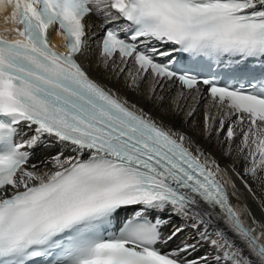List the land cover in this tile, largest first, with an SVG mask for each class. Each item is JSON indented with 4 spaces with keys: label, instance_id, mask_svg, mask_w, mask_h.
<instances>
[{
    "label": "snow or ice",
    "instance_id": "6c2138e0",
    "mask_svg": "<svg viewBox=\"0 0 264 264\" xmlns=\"http://www.w3.org/2000/svg\"><path fill=\"white\" fill-rule=\"evenodd\" d=\"M7 6L5 22L18 27L5 31L21 38L0 35V264H264V231L235 209L215 159L97 82L81 60L87 21L102 18L105 71L137 87L151 75L152 95L172 81L188 95L206 89L216 109L205 113L206 135L264 185V70L250 66L264 64V0H0V11ZM53 26L66 52L49 42ZM184 54L227 58L229 72L201 76ZM49 141L60 150L43 168L31 164ZM165 213L185 223L165 235ZM188 226L196 238L165 251ZM204 244L211 252L194 256Z\"/></svg>",
    "mask_w": 264,
    "mask_h": 264
},
{
    "label": "bare ground",
    "instance_id": "6f19581e",
    "mask_svg": "<svg viewBox=\"0 0 264 264\" xmlns=\"http://www.w3.org/2000/svg\"><path fill=\"white\" fill-rule=\"evenodd\" d=\"M11 10V7L7 6L4 11H0V31L18 27V25L11 22H5L4 17L10 15ZM87 22L89 25L88 31L91 33L89 38L90 48L86 56L82 57L81 60L90 76L107 89L126 99L130 104L136 105L138 108L143 109L144 112L150 114L154 119L163 122L165 126L183 132L191 137L195 145H198L201 150L209 154L210 158L215 159L216 163L219 164L220 172L217 177L229 189L231 202L235 209L242 213V219L246 221L248 226H254L257 233L264 231V185L245 175V162L242 158H238L235 153L232 156L224 155V148L217 142L215 133L211 136H207L205 133V113L208 112L209 115H213L216 112L211 98L206 93V89H203L202 97L195 93L188 95V90L181 87L176 81H172L165 83L163 88H156L155 95H152L150 88L154 82L151 75H148L142 81L137 80V87L132 84L126 73H114L111 69L105 71L103 65L99 64V42L101 40L99 24L103 23L102 18L92 17ZM52 37L57 42L62 41L57 31H53ZM117 63H119L118 59ZM129 68L135 74L136 66L131 61ZM201 87L203 88V86ZM181 92L186 94L184 99H178ZM193 96H196L195 100ZM160 97H163V99L161 100ZM192 107H195L196 111L192 116H188L187 113ZM30 135H32V131L23 126L21 138L26 139ZM238 139L236 142H238ZM59 150V144L49 141L47 144L33 151L30 163L43 168L44 165L41 161L55 155ZM244 181H247L251 190L245 187ZM163 216L170 219V223L162 229L165 235L169 234L174 226H180L185 223L180 217L175 215L169 216V214L165 213ZM253 217L257 222L255 225H253ZM189 236L193 239L196 238V230L190 226L186 227L185 231L176 239L169 242L165 248L168 250L174 249L180 245L184 237ZM206 252H211V248L209 245L204 244L193 255L201 256Z\"/></svg>",
    "mask_w": 264,
    "mask_h": 264
}]
</instances>
